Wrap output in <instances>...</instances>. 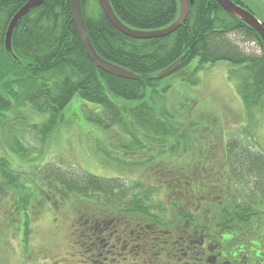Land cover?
<instances>
[{
    "label": "trees",
    "instance_id": "16d2710c",
    "mask_svg": "<svg viewBox=\"0 0 264 264\" xmlns=\"http://www.w3.org/2000/svg\"><path fill=\"white\" fill-rule=\"evenodd\" d=\"M232 1L264 22V16L243 0ZM26 3L0 0V142L5 148L0 157L2 195L13 194L9 196L17 197L21 210L33 205L36 213L47 202L54 206L57 195L73 197L78 206L99 212L93 218L80 209L79 217L88 226L80 237L92 253L109 245L104 234L109 226V238L116 234V241L118 235L125 238L133 231V239L140 237L134 244L147 247L136 250L143 255L155 241L160 250L157 255H162L167 238L180 243L181 248L199 247L218 231L231 234L234 246H240L247 225L251 237L245 240L251 241L246 245L252 241L264 244V150L243 138L228 137L222 172L231 185L217 187L196 173L200 165L206 166V160L195 151L201 125L189 127V121L184 122L186 109L169 106L171 86L162 85L171 76L196 85L195 74L204 66L228 64V77L253 119L254 114L264 112V41L260 35L225 12L217 0H194L186 22L175 33L136 40L110 23L99 0H81L93 47L106 61L139 76V80H129L105 73L89 59L73 22L70 0H47L32 10L15 29L12 53H8L9 25ZM110 3L125 25L140 31L167 28L179 14L177 0ZM236 38L256 46L257 53L245 51ZM180 59L171 74L158 76ZM194 61L197 66L188 76ZM28 113L45 116V120L33 122ZM63 118L69 123L84 121L80 128H88L90 134L93 127L103 134L113 128L123 133L128 143L118 145L114 156L101 148L121 177H99L53 160L39 165L43 146L59 130ZM252 131L245 133L251 137ZM27 136L42 149L33 147ZM133 173L139 177L130 178ZM171 173L173 177L168 175ZM187 198L191 206L186 205ZM197 199L205 203L196 205ZM213 202L218 206H212ZM254 218L258 222L252 225ZM31 219L24 217L25 239ZM122 226L129 231L127 227L121 230ZM126 240L130 245V239ZM185 253L187 250L182 255Z\"/></svg>",
    "mask_w": 264,
    "mask_h": 264
},
{
    "label": "rangeland",
    "instance_id": "374dc122",
    "mask_svg": "<svg viewBox=\"0 0 264 264\" xmlns=\"http://www.w3.org/2000/svg\"><path fill=\"white\" fill-rule=\"evenodd\" d=\"M243 1L246 5L254 8L259 15L264 16V0ZM235 40L245 51L257 53V48L253 44L245 43L239 38ZM196 66L197 61H194L186 75H192V69ZM229 69L230 67L225 63L206 65L196 72L194 77L198 80L196 85H192L189 81H182L176 76L165 78L162 82L164 87L171 86L167 98L169 106L181 105L186 109L183 117L184 122L189 121V127L197 123L201 125L203 131L198 130V138L195 139L197 143L195 151L196 156L206 160V166L200 165L196 173L208 177L210 182H213L217 187L231 185L224 172H222L226 155L225 143L228 137L232 139L243 138V140L248 141L247 143L250 142V144L258 146L257 149L262 148L264 150V112L254 114L253 119L248 117L236 86L228 77ZM172 107L171 109H174ZM27 116L33 122L45 120V116L40 117L33 113H28ZM83 122L77 120H73L71 123L65 120L62 121L59 130L43 146L44 156L39 165L53 160V162L68 167L74 165L79 171L99 177H121V173H118L120 170H117L114 164L115 170L111 167L109 161L112 160L104 154L101 148L107 154L114 156L118 145L128 143L123 139V133L119 129L113 128L103 134L100 129L93 127V133L90 134L88 128L82 126L80 128ZM84 125L89 124L85 123ZM250 128H253V131L250 132L252 136L248 137L245 131ZM194 131L196 134L197 131L195 129ZM199 133H203V135ZM98 135L104 137L105 141L103 139L95 140ZM27 141L33 147L42 149V146L35 142L32 137L27 136ZM3 155H5V148L0 142V157ZM163 171L166 170L163 169ZM157 174L161 175L160 173ZM135 175L139 177V174L135 173L129 177L136 178ZM168 175L170 177L174 176L172 173ZM2 183L0 177V184ZM154 183L157 185L162 184L161 182ZM3 195L0 191V264L194 263L189 260V257L185 258L182 255L180 246L176 243L171 245L174 241L172 238L165 240L168 244H165L162 255H157L160 250L156 245V241L153 242L155 245L148 247L150 251L144 253V255H136L130 245L125 247L126 240L121 238L122 241L120 239L116 241V234L111 239L109 238L111 226L104 231V234L108 235L106 238H108L109 245L104 246L100 252H88L90 248L86 250L87 246L84 245L80 237L82 232H86L88 226L79 216L86 211L88 216L94 215L93 218H96L99 212H93L91 207L88 206H78L73 197L61 198L57 195L54 206H52V202H47L42 207L43 209L36 213L37 210L33 205H28L21 210V205H19L21 203L16 200L17 197L9 196L13 194ZM163 199L167 201L169 198L164 197ZM201 203L205 202H198L197 199L196 205L201 206ZM218 204V202H213L212 206H218ZM253 204L256 206L257 202L254 201ZM186 205H192L188 198L186 199ZM14 207H17V209L14 210ZM80 209H82V212ZM93 210L97 211L95 208ZM262 210H264V205ZM25 215H28L29 218L32 217L28 239H25ZM125 227L122 226L120 229L124 230ZM130 228L132 231V227ZM126 231H129L128 227ZM132 233L135 234L133 231ZM118 236L120 237V235ZM213 239L214 237L209 236L207 242ZM243 240L245 241L244 244L248 243L244 237ZM262 251L264 253V245ZM204 252H207L206 246Z\"/></svg>",
    "mask_w": 264,
    "mask_h": 264
},
{
    "label": "water",
    "instance_id": "95a60500",
    "mask_svg": "<svg viewBox=\"0 0 264 264\" xmlns=\"http://www.w3.org/2000/svg\"><path fill=\"white\" fill-rule=\"evenodd\" d=\"M17 1V0H11ZM25 6L14 16L11 21L7 34H6V50L8 53H12V39L15 29L17 28L19 22L27 16L32 10L42 6L47 0H26ZM100 5L110 21V23L121 33L129 38L136 40H151V39H161L168 37L175 33L187 20L189 15V8L194 3V0H177L179 5V14L177 20L168 26L167 28L155 30V31H140L132 29L125 25L115 14L114 9L110 3V0H99ZM219 5L224 9L225 12L232 15L233 17L239 19L252 30L257 32L261 39L264 41V22L260 21L251 12L244 9L243 7L235 4L232 0H217ZM72 8L73 22L76 26L79 38L86 50L89 59L95 64L96 68L104 71L107 74L129 79V80H139V76L134 73L124 69L120 66L112 64L102 58L93 47L86 24L84 21V15L82 10L81 0H70ZM182 59L174 63L171 67L161 72L158 76L164 77L171 74L174 70L178 68Z\"/></svg>",
    "mask_w": 264,
    "mask_h": 264
},
{
    "label": "flooded vegetation",
    "instance_id": "af4514ba",
    "mask_svg": "<svg viewBox=\"0 0 264 264\" xmlns=\"http://www.w3.org/2000/svg\"><path fill=\"white\" fill-rule=\"evenodd\" d=\"M255 220L256 218L253 219L252 225L258 222ZM261 222L263 221L260 220V223ZM246 228L248 229V231L241 233L240 237L248 239L251 237L249 225H247ZM131 235L132 233H130L125 238H122V240L130 239V246L132 250L136 252V255H140L136 250H138L140 247H143L145 249V246L134 244L136 240H140V237L133 239ZM254 235L261 237L262 233L254 232ZM119 239L120 241H122L121 236ZM233 239V236L228 232L223 233L218 231L213 241L207 242V240H204L199 245V247H197L196 245L195 247L186 248L185 245L180 251L183 252L187 250V253L184 254V257H189V260L191 262H194L193 264H264V253L262 251V247L264 245L263 243L259 244L256 241H252L251 244L253 245V247H250L251 244L246 245L244 243L239 244L240 246H234ZM249 241L251 240H247V242ZM174 243H176L177 245L179 244L180 246V243L174 241H172L171 245H173ZM165 244H168V242H165ZM127 245L129 244L126 243L125 247H127ZM205 246L207 252H204Z\"/></svg>",
    "mask_w": 264,
    "mask_h": 264
}]
</instances>
